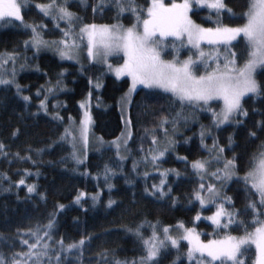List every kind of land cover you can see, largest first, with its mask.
Returning <instances> with one entry per match:
<instances>
[{
  "label": "trees",
  "instance_id": "obj_1",
  "mask_svg": "<svg viewBox=\"0 0 264 264\" xmlns=\"http://www.w3.org/2000/svg\"><path fill=\"white\" fill-rule=\"evenodd\" d=\"M224 2L232 11L225 10L221 14L222 22L230 26L244 23L237 17L247 10L249 0ZM46 3L49 0H30L22 12L25 23L46 25V28H38L42 36L47 40L60 39L66 23L60 21L57 27V21L44 16L34 6ZM136 3L146 9L150 0H136ZM67 6L85 24L122 23L129 26L135 23L131 13L117 18L112 0H104L102 10L100 0H69ZM192 15L203 27L215 26L212 21L217 16L213 11L197 9ZM30 36V29L19 22L0 24V53H16L18 66L15 67L18 71L15 82L0 85V143L5 145L0 152V254L6 260H11L14 253L27 252V246L21 242H35L28 235L29 230H34L37 224L46 225L49 219L55 221L50 255L59 253L60 264H112L113 258L139 259L145 253L135 235L138 227L144 238H148L152 226L161 230L164 226L182 223L197 229L206 241L227 234L245 235L244 226L249 232L253 230L252 213L247 205L250 200H257L258 195L240 177L253 166L252 158L264 144V71L257 72L262 91L242 102L247 115H237L232 123L218 128L203 142L201 131L204 127L214 126L209 109L215 111L220 107L219 102L197 108L179 103L162 89L138 88L130 106L133 134L129 155L121 159L116 147L100 150L91 145L88 156L77 163L71 140L63 137L72 121L81 120V101L92 94L94 133L106 141L114 140L124 130L120 104L131 81L115 77L105 65L88 59L84 63L64 61L55 49H40L37 53L33 47L24 44ZM234 47L241 62V58L246 57L243 40L234 43ZM189 53L188 48H182L183 58ZM164 56L170 58L172 54L165 53ZM112 62L121 64L123 58H112ZM17 84L21 88L19 93ZM97 84L100 87H96ZM49 88L53 91L49 92ZM24 96L30 99L26 101ZM164 117L169 123L161 127ZM163 128L168 129L167 137ZM152 136L157 138L160 147L168 139L174 141L155 164L148 151L154 147ZM205 139L208 145L215 140L224 147L225 157L236 162L239 176L226 185L224 193L231 198L232 208L237 212L236 221H243L244 226L233 224L226 231L217 229L205 218L215 207H202L194 198L201 179L191 164L212 155L204 147ZM184 157L187 162L182 159ZM25 170L29 174L26 175ZM165 170L166 177L161 175ZM20 179H24L25 184H19ZM161 179L165 180V195L158 191L153 194V185H159ZM28 185H35V191L29 192ZM82 192L86 195L77 202L76 197ZM93 196L97 199L93 200ZM110 200L114 201L111 205ZM198 214L202 217L196 220ZM81 238L86 239L82 252L75 249L59 252V241L67 246ZM187 250L185 241L180 242L179 250L167 246L159 264H195V260L188 259ZM242 252L239 259L243 264H254L255 247L245 248Z\"/></svg>",
  "mask_w": 264,
  "mask_h": 264
},
{
  "label": "snow or ice",
  "instance_id": "obj_2",
  "mask_svg": "<svg viewBox=\"0 0 264 264\" xmlns=\"http://www.w3.org/2000/svg\"><path fill=\"white\" fill-rule=\"evenodd\" d=\"M112 2L117 10V18L126 12L131 13L135 18V23L128 27L120 23L111 25L85 24L82 23L78 14L67 6L69 0H60V2L49 0V3L34 6L44 16L57 21V27H59L60 21L67 25L62 30V39L49 41L45 40L38 30V28H46V25L25 23L22 12L29 6L30 0H0V24L11 25L14 22H19L20 25L31 31L30 39L24 41L25 46L33 47L37 52L42 47L56 46L62 59H74L83 47L86 50V56L92 61L106 63L108 69L114 71L117 77L129 76L131 78L129 98L137 85H143L147 88L162 89L174 96L179 103L197 108L208 106L213 101H222L223 108L219 113L209 109L213 114V122L217 126L230 121L241 113L247 115V111L242 106L243 98L250 93L259 94L262 91V85L257 81L256 74L258 69L264 71V0H249L247 10L237 17L244 23L236 26L222 22L221 14L225 10L232 11L227 8L224 0H195L198 5L215 11L217 19L212 21L215 24L214 27H203L192 20L189 15L192 11L191 0H182V2L171 0L167 4L164 0H150L146 9L139 7L136 0H112ZM103 6L104 0H100L101 10ZM95 10L94 8L93 11ZM145 16L146 18H144ZM168 38L178 42L181 47H189L194 50L196 58L188 56L183 61L164 60L161 53L168 47L165 44ZM241 40L244 42L246 52V57L241 58L242 62L238 61L237 53L233 47L234 43H239ZM202 44H206L214 51L205 52L201 47ZM171 47L175 49L176 43H173ZM221 48L225 50L226 54L220 52ZM120 53L123 54L124 62L113 68L112 64L107 63L108 57ZM16 59L17 54L14 52L0 53V68H4L9 61L15 64ZM196 67H204L205 73L196 75L193 71ZM11 75L12 79H5L0 75V85L15 82V68L12 69ZM59 83L60 81H57V84ZM96 87H100V85L97 84ZM16 89L19 93L20 85L17 84ZM48 91L51 92L53 89L49 88ZM23 99L27 101L30 97L24 96ZM84 103L81 102L82 107ZM41 105L46 110L44 101H41ZM57 118L62 119L59 116ZM130 122L129 118L127 123L130 124ZM167 123H169L168 118H162L161 127ZM172 123L175 126L176 121L174 120ZM91 124L92 117L88 111H85L80 122V137L84 144H87ZM163 132L167 137L168 129L163 128ZM121 135L123 136L124 133ZM251 135L255 136V133H251ZM69 136L73 141L76 139L71 129L66 128L63 138ZM127 136L130 138L131 132H128ZM200 136L203 142V131ZM151 142L154 147L149 148L148 151L152 154L151 160L155 164L165 155L167 147L161 150L157 146L155 136H152ZM229 142L231 143V140ZM167 143L170 146L174 141L168 139ZM124 144H127V139L124 140ZM119 147L120 145L117 144L118 149ZM204 147L208 148L207 145ZM4 148L5 145L0 143V152H3ZM208 151L210 154L215 152V156L210 159L193 161L191 166L195 174L202 181L206 175L218 182L231 180L235 175V160L222 159L221 154L224 152V147L218 145L215 140ZM73 157L77 159V163L80 162L75 152H73ZM147 159L148 157H145V160ZM182 159L187 162L186 157ZM213 163H223V168L209 172V167ZM252 164L249 171L240 177L258 195L257 200H250L247 205L248 210L252 213L250 223L254 226L251 232L247 231L243 221H234V213L225 209L224 203H216L218 200L230 203V197L221 196L220 189L215 184L207 183L206 187L205 183H200L194 193V198L202 207L214 205L216 209L206 219L210 220L217 229L225 231L233 224L237 227L244 226L245 235L239 237L225 235L222 239H210L204 242L195 228H184L180 223L176 226L183 229V234L179 239L169 234L170 226L162 228L163 239L156 231L155 226H152L151 236L144 238L138 227L135 230V235L140 239L145 255L139 259L113 258L112 264H159L162 252L166 250L167 246L171 245L179 250L180 240L188 241L190 247L186 255L190 261L198 257L195 259V264H243V261L239 259V256L243 255L242 247L250 245L255 246L254 264H264V144L260 146L258 154L253 156ZM25 174H29L27 170H25ZM161 175L166 177L167 170ZM18 183L23 185L25 180L20 179ZM164 185V179H161L159 185H153L155 190L153 194L158 191L161 195H165ZM28 191H35V185H28ZM84 195L86 194L80 193L76 197V201L79 202ZM96 199L97 197L93 196V200ZM112 203L114 201L110 200L109 205ZM59 207L63 208L64 205H59ZM54 215L55 213H53ZM195 219L199 220L200 215L198 214ZM54 223L53 219H49L46 225L37 224L34 230H29L28 235L35 242L31 244L28 240L21 242L27 246L28 251L14 253L11 260H6L3 254H0V264H60L61 255L59 253L54 256L50 255V252H53L50 241ZM129 231L132 230L129 229ZM85 242L86 239L81 238L79 241L65 246L61 240L58 242L59 252H71L74 249L82 252ZM177 259L179 258L177 257Z\"/></svg>",
  "mask_w": 264,
  "mask_h": 264
},
{
  "label": "rangeland",
  "instance_id": "obj_3",
  "mask_svg": "<svg viewBox=\"0 0 264 264\" xmlns=\"http://www.w3.org/2000/svg\"><path fill=\"white\" fill-rule=\"evenodd\" d=\"M167 1H168V0H164V2H165L166 4L168 3ZM178 2H182V0H180V1H178ZM191 3H192V11L189 13V15L191 16L192 20L196 22V20L193 18V15H192L193 12H194L195 10H197V9L200 10V9H208V8L205 7V6H202V5H198V4L195 2V0H191ZM208 10H210V9H208ZM210 11L215 12L214 10H210ZM145 18H146V17H145ZM196 23H197V22H196ZM120 24H122V23H120ZM197 24H199V23H197ZM97 25H100V24H97ZM109 25H110V24H109ZM122 25L128 27V25H125V24H122ZM199 25H201V24H199ZM129 26H131V25H129ZM201 26H202V25H201ZM39 31H40V30H39ZM40 32H41V31H40ZM43 38H44V37H43ZM62 38H63V37H62ZM62 38H60V39H62ZM44 39H45V38H44ZM60 39H55V40H60ZM45 40H47V39H45ZM49 41H53V40H49ZM173 43H176V48H175V49H173V48L171 47V45H172ZM165 44L168 45V47H166V48L162 51V53H161L162 58H163L164 60H169V61H171V60H179V61H183V60L186 59L188 56H192L193 59L196 58V52H195L194 50H192L191 48H189V47H186V49L188 48V49L190 50L189 55L183 58V57L181 56V52H182V48L185 49V47H181L180 44H179L178 42L173 41L172 38H168V39L165 41ZM201 47L203 48V50H204L205 52H208V51H214V49L209 48L206 44H202ZM233 47H234V45H233ZM47 48H48V49H55V52H56L57 55L60 57L58 51L56 50V46H52V45H50V46H48V47H42L41 50H42V49H47ZM234 50L236 51L235 47H234ZM39 52H40V51H38L37 53H39ZM220 52L226 54V52H225V50H224L223 48L220 49ZM85 53H86V50H85L83 47H81V49L78 51V54L76 55V57H75L74 59L69 60V59H62L61 57H60V58H61L62 60H64V61H72V62H76V63H84V62L86 61V59H88V60L91 61V62H96V63H99V64H103V65H105V66L107 67V64L104 63V62L92 61L89 57L86 56ZM165 53H171V54H172V57H170V58H166V57L164 56ZM236 53H237V59H238V61H239V56H240V54H239L237 51H236ZM115 57H116V58H123V54H122V53H120V54H113L112 56L108 57V61H107V63L112 64V65H113V68H115V67H117V66L123 64V63H121V64H114V63L112 62V58H115ZM123 62H124V58H123ZM241 62H242V61H241ZM15 67L18 68V66L16 65V61H15V64H13L11 61H9L8 64H7L4 68H0V75H2L5 79H12L13 77H12L11 73H12V69L15 68ZM213 67H214V65H213ZM7 69H8V70H7ZM15 69H16V68H15ZM107 69H108V67H107ZM209 70H210V69H209ZM259 70H260V69H258L257 72H258ZM193 71H194V73H195L196 75H202V74L205 73V68H204V67H196V68L193 69ZM108 72L111 73L112 75H114L115 77H117L114 71H110V70L108 69ZM17 74H18V71L16 70V71H15V75H14L15 78L17 77ZM117 78H119V79H122V78H129L130 81H131V78H130L129 76H121V77H117ZM256 79H257V74H256ZM257 81H258V80H257ZM130 87H131V86H130ZM141 87H145V86H143V85H137L135 91H136L138 88H141ZM145 88H147V87H145ZM150 89H155V88H150ZM135 91H133V92L130 94V98H129V97H128L129 89H128V91H127V92L123 95V97L121 98V104H120V105H121V113H122V117H123V121H124V130H123L122 133H124V135H123V136L120 135L118 138H116V139H114V140H111V141H106V140H104L102 137L97 136V135L94 133V119H93L92 107H91V105H92V94L90 93V94H91L90 97H89V95H88L85 99H83V100L81 101V102H85V103H84V106H83V107L81 106V109H82V118H81V120L78 121V122H77V121H72L71 124L69 125V128L71 129V131H72L73 135L76 137V139L73 141V139H72L71 136L68 137V139L71 140L70 143H71L72 145H75V147H73V148H74V152L76 153V156H77L80 160L86 158V155L88 156L87 153H89V151H90L89 148L91 147V145H95V146H93V147H95V148L101 150L102 148H105V147H107V146H112V147H116V148H117V144H119L120 147H119V149L117 148V150H118V152H119V156H120V157H123V158H126V157L129 155V142H130V140H131V138H132V134H133V132H132V127H131V122H130V124H128L127 121H128V119L130 118V106H131L132 98H133V95H134ZM250 95H255V94L250 93V94H248L247 96H245V97L243 98V100H244L246 97L250 96ZM243 100H242V102H243ZM89 101H90V102H89ZM216 102H219V103H220V107H219V108L216 107V110H215V112L219 113V112L221 111V109L223 108V103H222V101H213V102H210V104H214V103H216ZM80 104H81V103H80ZM85 111H88V112L90 113L91 117H92V124L90 125V128H89L87 144H84V143L82 142L81 137H80V122L82 121V119H83V117H84V113H85ZM236 117H237V116L233 117L232 119H230V121L225 122L224 124H220L219 126H217L216 124H214V126H212L211 128H205V127H204V129H203V132L205 133V134H204V138L207 139L208 137H210L211 135H213V132H216V131L218 130V128H220V127L222 128V127H224V126H226V125L232 123V122L235 120ZM128 132H131V137H130V138H128V136H127ZM122 133H121V134H122ZM125 139H127V144H124V140H125ZM206 139H205V143H204V145H207L208 148H211L213 144H212V145H208ZM171 146H172V144L169 146L168 143H165V142H164V144H162L161 147H160V145H159V147L161 148V150H162L164 147L169 148V147H171ZM151 155H152V154L150 153V156H151ZM213 156H215V152H212L211 157H213ZM221 156H222V159L233 160V159H228V158H226L224 152L221 154ZM211 157H209V158H207V159H210ZM235 164H236V162H235ZM217 168H223V163H213V164H211L210 167H209V172L215 171ZM234 171H235V175L233 176V178H232L231 180H228V181H220V182H218V181H216L214 178H212L211 176L206 175V176H205V179H204L203 181L201 180V183H205V184H206V187H207V183L215 184V185L217 186V188L220 189L221 196H225L224 190H225L226 185H227L228 183H230L234 178H236V177L239 176L238 173H237V168H235ZM241 177H243V176H241ZM204 194L206 195V193H204ZM216 203H224V207H225V209H227L228 211L234 213V221H236L237 212L232 208V202H231V200H230V203H225L223 200H218ZM209 206H214V205H205L204 207H209ZM214 207H215V206H214ZM215 210H216V209H214V211H215ZM214 211H213V212H214ZM213 212H212V213H213ZM212 213H211L209 216H211ZM200 217H202V216H200ZM206 217H208V216H206ZM206 217H205V218H206ZM208 221L211 222L210 220H208ZM211 223H212V222H211ZM183 226H184V228H188V227H186L185 225H183ZM156 231H157L158 233H160V235H161V239H163L162 229L160 230V229H157V228H156ZM196 231H197L198 234H200V238H201V240L204 241V242H207L206 240H204V238L202 237V234H201L197 229H196ZM250 232H251V231H250ZM169 234L172 235V236H175V237H177V238L179 239V237L183 234V229H182V228H177L176 226L169 227ZM227 235H231V234H227ZM232 236H238V237H239V236H243V235H232ZM223 237H224V236H223ZM223 237L216 238V239L219 240V239H222ZM181 241H185V242L188 243V241H186V240H180V242H181ZM179 245H180V243H179ZM252 246L255 247L254 245H250V246L242 247V251H243L245 248L252 247ZM168 247H172V246H171V245H168ZM189 247H190V245H189V243H188V248H189ZM173 248H174V247H173ZM195 259H198V257H195L193 260H195Z\"/></svg>",
  "mask_w": 264,
  "mask_h": 264
}]
</instances>
